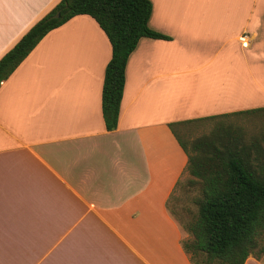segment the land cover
<instances>
[{"label":"crops","instance_id":"1","mask_svg":"<svg viewBox=\"0 0 264 264\" xmlns=\"http://www.w3.org/2000/svg\"><path fill=\"white\" fill-rule=\"evenodd\" d=\"M150 1V27L170 39L130 56L116 130L102 107L112 45L89 15L2 82L0 264H192L169 209L185 200L188 155L169 125L264 108L249 59L264 0ZM58 2L0 0V58Z\"/></svg>","mask_w":264,"mask_h":264},{"label":"trees","instance_id":"2","mask_svg":"<svg viewBox=\"0 0 264 264\" xmlns=\"http://www.w3.org/2000/svg\"><path fill=\"white\" fill-rule=\"evenodd\" d=\"M150 0H60L0 58V87L24 62L44 37L78 15L94 18L112 45L106 67L102 107L106 128L118 127L132 53L143 38L169 40L153 30ZM264 115V108L210 117ZM203 120V119H202ZM201 121V120H196ZM194 121L172 123L170 129L188 155L186 172L191 178L184 189L186 200L197 212L186 208L187 220L169 205L171 214L191 235L183 248L192 264H245L250 256L261 260L264 247V127L250 134L244 127L219 121L207 135L191 142L178 127Z\"/></svg>","mask_w":264,"mask_h":264},{"label":"rangeland","instance_id":"3","mask_svg":"<svg viewBox=\"0 0 264 264\" xmlns=\"http://www.w3.org/2000/svg\"><path fill=\"white\" fill-rule=\"evenodd\" d=\"M249 59L252 65H254L255 63L259 64V67H256L255 70H259L260 75H258L257 71L255 75L259 81L264 82V76L261 77L262 76L261 73L264 72V44L263 43L259 44L258 47H256V50L253 52V55L250 56ZM219 121H223V123L232 124L235 126H242L250 134L256 133L259 130H261V128L264 127V115L261 116V114H250V115L230 116V117H225V118L194 121V122H191L190 124L178 127V132L180 133V136H183L184 140H186L187 142H191L192 140H195L196 138H199L202 135L209 134L214 129L215 125ZM190 178L191 177L189 176V174H186V177L184 178V182L186 183ZM178 195L180 196V198L188 200L189 198H191L192 194H188L186 192V189L182 188L180 189V192L178 193ZM185 200L184 202H187ZM172 207H173L172 209H176L175 211L178 212L177 217L181 222H185L188 218L187 216H189L188 212L186 211V208H190V210L197 212V207L191 206V204L189 203L182 202V203H178L174 205L172 204ZM260 243H261V246L264 247V235L261 237ZM261 257H262L261 261H264V253L261 255Z\"/></svg>","mask_w":264,"mask_h":264},{"label":"built area","instance_id":"4","mask_svg":"<svg viewBox=\"0 0 264 264\" xmlns=\"http://www.w3.org/2000/svg\"><path fill=\"white\" fill-rule=\"evenodd\" d=\"M241 42L243 43L244 46H248V44H249V41H248L246 36H243L241 38Z\"/></svg>","mask_w":264,"mask_h":264}]
</instances>
